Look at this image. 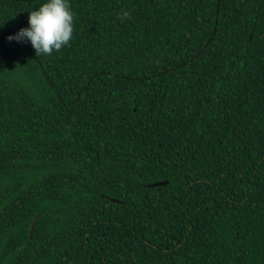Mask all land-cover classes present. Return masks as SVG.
Here are the masks:
<instances>
[{
	"label": "trees",
	"instance_id": "16d2710c",
	"mask_svg": "<svg viewBox=\"0 0 264 264\" xmlns=\"http://www.w3.org/2000/svg\"><path fill=\"white\" fill-rule=\"evenodd\" d=\"M46 2L0 0V264H264V0H69L36 56Z\"/></svg>",
	"mask_w": 264,
	"mask_h": 264
},
{
	"label": "clouds",
	"instance_id": "9594fccd",
	"mask_svg": "<svg viewBox=\"0 0 264 264\" xmlns=\"http://www.w3.org/2000/svg\"><path fill=\"white\" fill-rule=\"evenodd\" d=\"M121 22L131 18L130 11H123ZM73 12L69 0H47L38 9L29 12L28 27L21 28L8 39L22 42L28 40L36 56H51L68 45L74 36Z\"/></svg>",
	"mask_w": 264,
	"mask_h": 264
},
{
	"label": "water",
	"instance_id": "95a60500",
	"mask_svg": "<svg viewBox=\"0 0 264 264\" xmlns=\"http://www.w3.org/2000/svg\"><path fill=\"white\" fill-rule=\"evenodd\" d=\"M32 226H33V223H31V228H32Z\"/></svg>",
	"mask_w": 264,
	"mask_h": 264
}]
</instances>
